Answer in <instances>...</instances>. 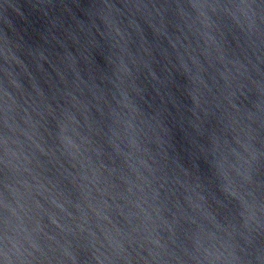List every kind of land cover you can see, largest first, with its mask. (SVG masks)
Instances as JSON below:
<instances>
[{"label": "water", "instance_id": "1", "mask_svg": "<svg viewBox=\"0 0 264 264\" xmlns=\"http://www.w3.org/2000/svg\"><path fill=\"white\" fill-rule=\"evenodd\" d=\"M0 264H264V0H0Z\"/></svg>", "mask_w": 264, "mask_h": 264}]
</instances>
